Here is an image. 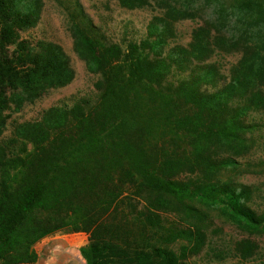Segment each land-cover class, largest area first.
<instances>
[{
  "label": "trees",
  "instance_id": "16d2710c",
  "mask_svg": "<svg viewBox=\"0 0 264 264\" xmlns=\"http://www.w3.org/2000/svg\"><path fill=\"white\" fill-rule=\"evenodd\" d=\"M116 1L159 12L148 39L111 44L80 3L67 11L74 51L99 77L96 104L53 107L3 140L8 111L76 73L60 45L21 36L44 0H0V263L38 264L36 245L59 232L89 236L86 264L255 259L264 210L238 179L264 174L248 161L249 119L264 114V0ZM185 21L199 24L190 43L167 50ZM218 55L240 56L228 77ZM175 71L190 75L168 82ZM217 220L247 237L226 241Z\"/></svg>",
  "mask_w": 264,
  "mask_h": 264
},
{
  "label": "rangeland",
  "instance_id": "374dc122",
  "mask_svg": "<svg viewBox=\"0 0 264 264\" xmlns=\"http://www.w3.org/2000/svg\"><path fill=\"white\" fill-rule=\"evenodd\" d=\"M44 1L45 8L39 25L29 31L21 32V36L31 43L47 41L60 45L70 59V64L75 70L76 78L69 86L50 91L34 104L26 105L19 112H15L14 107L8 111V130L4 134L3 140L11 137L16 124L38 121L47 110L53 107H73L82 102H87L91 106L96 104L98 92L95 85L99 77L88 72L85 63L78 58L74 51L73 40L67 25L68 9H73L77 3H80L85 13L100 32H102L107 41L111 44H121L124 47L129 42H141L148 39L149 26L154 17L159 16V12L151 9L128 11L121 8L116 0ZM198 25V23L192 21L179 23L176 26V36L169 40L167 50L177 46L186 47L191 41L193 30ZM239 59V55H218L213 58L212 62L219 65L222 74L228 77L231 66L236 64ZM189 75L190 73L175 71L168 77V82L176 83L179 80L187 78ZM210 91L213 92L215 89H210ZM249 123L258 125L259 129L251 135L256 141V149L254 155L248 158V161L254 164H262L264 163V114H253L249 119ZM31 150L32 146L30 145L29 151ZM244 162L248 163L247 161ZM238 182L255 188L256 208L259 211L264 210V174L242 175L239 177ZM169 221L171 224H177V221L173 217H170ZM216 223L219 227L223 228V237L226 241L247 237L239 229L223 221L217 220ZM252 239L260 245V251L257 257L251 261L244 262L231 258L223 262H211L207 257L202 256L194 259L191 264H264V236H254ZM86 242L87 238L84 235L79 237L77 234L65 232L54 234L36 245V247L42 248V245L44 247V250L41 252L43 260L40 264H49L48 262H51V257H56L55 264H86L83 258L78 255L79 250L87 245ZM64 245L67 246L66 250L60 255H55L57 251H53V249ZM45 249L47 250L45 251Z\"/></svg>",
  "mask_w": 264,
  "mask_h": 264
},
{
  "label": "crops",
  "instance_id": "0c3cea01",
  "mask_svg": "<svg viewBox=\"0 0 264 264\" xmlns=\"http://www.w3.org/2000/svg\"><path fill=\"white\" fill-rule=\"evenodd\" d=\"M79 237H81V236H86V238H87V242H86V244L88 245V243H89V237H88V235H85V234H77ZM86 245V246H87ZM85 247V246H84ZM83 247V248H84ZM66 248H67V246L66 245H64V246H62V247H56V248H54L53 249V251L55 250V251H57L56 253H55V255H60V254H62L65 250H66ZM48 249V248H47ZM47 249H45V251L47 250ZM82 249V248H81ZM80 249V250H81ZM35 250H36V252H37V254H38V256H39V260H38V264H40V262L43 260V257H42V254H41V252L44 250V247H43V245H42V248L41 247H35ZM80 250H79V252H78V255H80L79 257H82L81 256V252H80ZM50 259V258H49ZM55 259H56V257H51V262L49 261L48 263L49 264H55ZM53 260V261H52ZM84 260V259H83Z\"/></svg>",
  "mask_w": 264,
  "mask_h": 264
},
{
  "label": "bare ground",
  "instance_id": "6f19581e",
  "mask_svg": "<svg viewBox=\"0 0 264 264\" xmlns=\"http://www.w3.org/2000/svg\"><path fill=\"white\" fill-rule=\"evenodd\" d=\"M73 250V249H72ZM80 256V255H79ZM81 261V260H80Z\"/></svg>",
  "mask_w": 264,
  "mask_h": 264
}]
</instances>
